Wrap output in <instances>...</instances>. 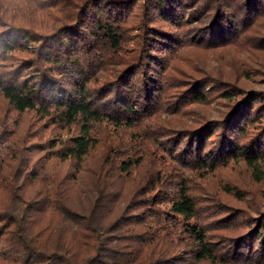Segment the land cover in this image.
<instances>
[{"label": "trees", "instance_id": "obj_1", "mask_svg": "<svg viewBox=\"0 0 264 264\" xmlns=\"http://www.w3.org/2000/svg\"><path fill=\"white\" fill-rule=\"evenodd\" d=\"M262 59L264 0H0V264H264Z\"/></svg>", "mask_w": 264, "mask_h": 264}, {"label": "rangeland", "instance_id": "obj_2", "mask_svg": "<svg viewBox=\"0 0 264 264\" xmlns=\"http://www.w3.org/2000/svg\"><path fill=\"white\" fill-rule=\"evenodd\" d=\"M246 57L245 55H241L240 58H244ZM228 59L230 57H227ZM263 61V59H262ZM258 62H261V59L258 60ZM264 62V61H263ZM212 65H215V62H212ZM258 81V79H257ZM251 87L254 88H259L260 85H258V82L256 84H250ZM219 107L215 106V105H211L207 111H209L210 117H214L215 113L218 111ZM206 109L205 108H197L196 112L199 113H204L205 114ZM30 115L27 116V121L29 120ZM23 125V129L26 128V122L22 123ZM52 134L48 133V132H44L43 136L41 138L42 141L48 139ZM32 141V140H31ZM29 142V141H28ZM232 181L236 184H238L240 187H242L244 190L253 193L254 191L257 193V191H260L261 189H264V185H254L250 180H249V175L247 173V171L245 170V168L239 164L234 166L233 168L229 169L228 171L222 172L220 174L217 175V177L211 179V185L214 187L216 182L218 181ZM258 194V193H257ZM260 196V194H258ZM249 203L248 205H252L253 207H259L264 211V202L261 200H255L251 194H249V196H247V198Z\"/></svg>", "mask_w": 264, "mask_h": 264}]
</instances>
